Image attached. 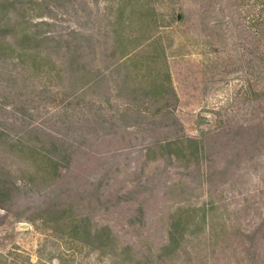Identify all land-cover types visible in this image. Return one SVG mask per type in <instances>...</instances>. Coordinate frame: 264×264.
Returning <instances> with one entry per match:
<instances>
[{"label": "rangeland", "instance_id": "374dc122", "mask_svg": "<svg viewBox=\"0 0 264 264\" xmlns=\"http://www.w3.org/2000/svg\"><path fill=\"white\" fill-rule=\"evenodd\" d=\"M0 264H264V0H0Z\"/></svg>", "mask_w": 264, "mask_h": 264}]
</instances>
